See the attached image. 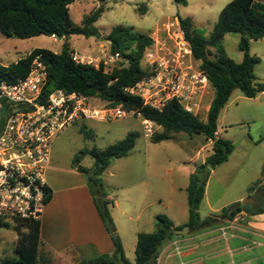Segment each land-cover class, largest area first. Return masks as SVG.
Segmentation results:
<instances>
[{"label": "trees", "instance_id": "trees-1", "mask_svg": "<svg viewBox=\"0 0 264 264\" xmlns=\"http://www.w3.org/2000/svg\"><path fill=\"white\" fill-rule=\"evenodd\" d=\"M74 1L0 0V34L2 36L27 40L55 35L62 40L58 53L40 48L34 49L26 57L7 67L0 65L1 80L25 77L32 60L35 56L41 55V61L47 71V80L42 90L43 99L52 91L60 89L67 93H77L87 99H98L110 107L137 111L143 119L153 122L162 129V134L152 137L154 142L173 139L174 134H185L190 137L200 135L206 140L214 138V133L217 132L218 116L234 90H239L244 97L250 99L264 92V84H256L253 75L257 60L248 54L249 42L264 38V0L229 2L218 14L216 24L208 38L194 27L189 18H178L191 47L193 58L200 62L199 67L206 73L213 90V97L205 118L185 112L176 101L170 102L159 112L143 106L139 98L130 96L124 91L126 87L147 76V71L140 66L143 53L150 45V38L147 35L137 34L122 26L111 29L108 35L109 53L117 54L119 62H126V67L120 63L119 66L105 72L103 65L95 68L93 65L76 64L72 60L73 51L69 40L72 36L100 37L94 24L104 11V0H96L100 2V6L85 16L80 26L73 24L69 17V5ZM175 2L186 4L185 0H175ZM146 10L144 6L138 11L143 15ZM228 33L240 36L237 47L243 54V58L239 64L229 59L223 51L221 40ZM135 139L136 133L129 132L122 140L105 149H84L75 154L72 159L71 166L87 179L98 215L111 236L114 246L111 255L80 260L77 264H156L161 249L174 239L181 237L174 234V230L181 229V226L174 229L166 216L157 215L155 231L137 235L134 262L131 263L124 257L121 241L112 227L110 202L106 199L102 188L101 175L110 166L111 160L123 158L130 153L134 148ZM211 151V155L206 158L204 164L199 165L190 175L185 189L188 207L186 226L190 231L198 230L201 225L214 222L217 217L230 221L235 214L248 207L239 202L234 203L223 208L219 215L200 221L198 207L204 196L208 170L227 162L233 152V146L229 141L218 137L214 139ZM84 156L93 159V165L90 168L80 166V160ZM262 173L264 177V162ZM255 188L256 185L251 186L249 190L254 191ZM49 199L50 190L48 189L44 205ZM6 221L5 218L0 217V230L9 227ZM15 223L16 258H3L0 264H43L39 260L41 243L39 219H24Z\"/></svg>", "mask_w": 264, "mask_h": 264}, {"label": "rangeland", "instance_id": "rangeland-1", "mask_svg": "<svg viewBox=\"0 0 264 264\" xmlns=\"http://www.w3.org/2000/svg\"><path fill=\"white\" fill-rule=\"evenodd\" d=\"M231 1L185 0L184 5L175 0H104V11L94 24L100 37L72 36L69 43L72 51L93 61V64L99 59L104 71L109 72L123 63L104 64L99 55L102 49L109 53L108 35L113 27L122 26L137 34L150 36L174 18H189L194 27L208 38L218 14ZM99 6L100 2L96 0H75L69 5L71 22L80 26L83 18ZM144 6L147 10L141 15L138 10ZM239 40L240 36L234 33L225 34L221 40L224 53L236 64L243 58L237 47ZM61 45V40L54 42L45 36L20 40L0 34V65L7 67L37 48L58 53ZM248 54L257 60L253 69L255 83L264 84V38L249 42ZM122 65L127 66L126 62ZM140 66H145L143 58ZM212 97L213 90L210 91L207 103ZM88 105L94 109L108 106L95 98H89ZM142 120V116L131 115L112 121L81 119L59 134L50 148V156L59 167L69 170L67 167L71 166L73 156L79 151L91 148L102 150L122 140L129 132L136 133L134 148L130 153L123 158L111 160L110 166L101 175L105 196L109 194L114 201L113 205H116L113 214L110 213L112 227L122 243L124 257L131 263L135 259L133 233L136 229L154 230L150 229L151 217L168 216L177 224L187 221L184 187L188 185L191 171L195 167L192 157L198 148L206 145L203 136L190 137L185 134H174L173 139L154 142L152 137L162 134V129L157 126L153 135L146 137ZM216 126L220 137L232 144L233 152L227 163L208 170L205 183L207 202L202 200L198 207L201 217L211 214L209 205L215 209L233 201L243 192L252 196L254 192H264L263 187H258L264 182V96L250 99L239 90H234L221 110ZM248 136L258 142L251 144ZM79 164L90 168L93 159L84 156ZM83 179L87 182L85 176ZM254 185L255 190L250 191L249 188ZM246 198L253 200L251 197ZM254 198H257L256 194ZM174 203H180V206L174 207ZM119 209H125L127 217L120 215ZM6 222L9 227L0 231V256L3 252L4 256L16 258L15 252L11 251V238L16 237L17 240L14 230L16 223L13 220ZM153 222L156 228L155 219ZM145 223H148L146 227Z\"/></svg>", "mask_w": 264, "mask_h": 264}, {"label": "built area", "instance_id": "built-area-1", "mask_svg": "<svg viewBox=\"0 0 264 264\" xmlns=\"http://www.w3.org/2000/svg\"><path fill=\"white\" fill-rule=\"evenodd\" d=\"M150 45L143 53L147 76L124 91L141 100L143 106L161 112L176 101L193 116L205 118L209 110L207 98L212 90L200 62L193 58L178 18L162 25L150 36ZM56 42L55 35L49 37ZM104 64L119 62L117 54L99 50ZM76 64H96L75 51ZM47 71L41 55L32 60L27 75L13 80L0 79V217L18 222L39 219L48 195L45 172L50 161L53 140L81 119L112 121L125 116L141 117L137 111L121 107L90 108L88 99L77 93L56 89L43 99L42 90ZM146 137L155 132L153 122L143 119ZM214 138L206 141L212 146ZM224 231V230H223ZM224 234V232H223ZM172 253L180 256L178 241H171ZM184 264V263H180Z\"/></svg>", "mask_w": 264, "mask_h": 264}, {"label": "crops", "instance_id": "crops-1", "mask_svg": "<svg viewBox=\"0 0 264 264\" xmlns=\"http://www.w3.org/2000/svg\"><path fill=\"white\" fill-rule=\"evenodd\" d=\"M263 94L264 92L258 94L256 98L263 97ZM248 139L251 144L258 142L257 139L255 140L251 136H248ZM205 142L206 145L198 148L192 157L195 167L191 174L195 172L199 165L204 164L206 158L212 153L211 146L206 139ZM231 155L228 160H230ZM67 168L70 171L66 168L61 169L57 161L50 156L45 172V180L50 190V199L44 205L39 216L41 241L39 260L43 264H77L80 260L92 259L100 255H111L114 250L111 236L107 233L98 215L93 195L87 182H84V175L78 173L72 166ZM187 186L184 187V191ZM206 187L202 200L207 202ZM258 187L264 188V182ZM254 193L257 198H254L255 194L252 196V194L249 195L243 192L233 201L215 209L208 203L211 214L201 217L198 212L201 222L207 217L219 215L223 208L231 204L241 203V200L246 197L253 199V202L246 204L248 207L235 214L232 220L228 221L217 217L214 222L201 225L198 230H189L187 236L174 239L180 244V256L172 253L170 243L166 244L161 249L156 264H264V192L257 191ZM106 199L110 202L109 211L113 214L116 205H113L114 201H112L109 194ZM179 206L180 203H174V207ZM118 211L121 212L120 215L127 217L125 209H119ZM255 211L258 212L250 214L255 213ZM156 216L151 217L150 220V229L154 230L136 229L133 233V252L139 233H152L155 231L153 221ZM166 217L168 218V216ZM168 219L174 229L180 226L183 227L187 223L186 221L177 224L170 218ZM147 225L148 223H145L144 227ZM15 244L16 237L11 238L12 252H14ZM4 255L1 252L0 260L13 258L11 255Z\"/></svg>", "mask_w": 264, "mask_h": 264}, {"label": "water", "instance_id": "water-1", "mask_svg": "<svg viewBox=\"0 0 264 264\" xmlns=\"http://www.w3.org/2000/svg\"><path fill=\"white\" fill-rule=\"evenodd\" d=\"M59 40H61V38H58ZM103 39V38H101ZM103 40H107V39H103ZM253 201L249 198L243 199L241 201L242 205H246V204H251ZM174 234L177 236H181V237H185L189 234V227L188 226H183L181 229H175L174 230Z\"/></svg>", "mask_w": 264, "mask_h": 264}]
</instances>
